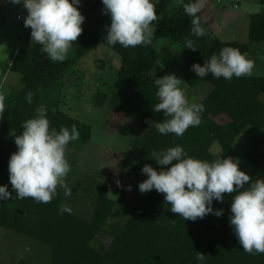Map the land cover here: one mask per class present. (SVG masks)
I'll return each instance as SVG.
<instances>
[{
  "label": "trees",
  "instance_id": "1",
  "mask_svg": "<svg viewBox=\"0 0 264 264\" xmlns=\"http://www.w3.org/2000/svg\"><path fill=\"white\" fill-rule=\"evenodd\" d=\"M177 2L178 8L171 16L153 23L155 30L150 38L153 47L141 44L124 48L119 44H106L110 17L100 16L102 0H81L79 10L85 22L72 56L65 57L63 62H53L41 52L42 46L33 42L30 46L22 45L8 65L6 71L20 76L22 87L8 86L0 93L4 103V111L0 113V186L7 185L12 194L9 200L0 201V228L49 247L51 264H264V254L245 252L234 235L229 217L235 193H225L223 202L213 201L214 209L223 210L222 216L209 214L196 221H184L170 211L164 194L156 190L142 194L138 189L139 183L147 179L141 171L145 164L157 171L169 167L149 159L153 151L180 145L188 156L213 162L231 157L236 141L247 129L260 133L244 153V160L251 166L248 175L252 181L264 179V77L234 76L228 81L222 77L217 79L211 73L200 78L192 71L193 64L203 66L205 60L213 54L219 55L224 47L237 48L254 64L259 63L260 53L254 46L264 43V13L249 16L248 43L242 44L221 40L201 13L206 34L192 35L191 17L183 10V4L191 0ZM186 39H191L197 50L186 49ZM167 41L177 45L178 52L171 45H165ZM100 44L120 58V68L114 87L108 94H99L95 106L108 105L145 129V133L133 141L122 162L117 178V187L121 190L118 197L113 199L107 195L114 189L102 183L90 219L72 212L59 214L63 205L59 189L47 204L32 198H15L16 193L9 183L8 162L17 151L13 134L23 131L21 126L26 120L43 111L50 127L59 131L61 127L71 128L75 124L81 142L91 141L90 126L44 105V101L59 82L63 84L71 68ZM157 66L162 72L153 76ZM173 71L183 74L185 84L191 88L201 84L213 87L200 102L204 105L201 124L190 127L183 136L162 135L146 123L165 119L162 111L152 109L159 102L155 80ZM29 92L32 93L31 103L26 99ZM221 117H227L228 121L220 122ZM215 144L220 147L219 154L211 151ZM121 186L130 190H122ZM249 186L246 184L245 189ZM111 220L124 222L109 225ZM102 236L108 237V245H97ZM198 252L205 255L203 261L195 259Z\"/></svg>",
  "mask_w": 264,
  "mask_h": 264
},
{
  "label": "clouds",
  "instance_id": "2",
  "mask_svg": "<svg viewBox=\"0 0 264 264\" xmlns=\"http://www.w3.org/2000/svg\"><path fill=\"white\" fill-rule=\"evenodd\" d=\"M15 5L22 4L28 15L24 26L31 28V41L40 44L41 52L53 62H63L73 42L82 34L85 17L79 7L81 0H9ZM183 0H181V3ZM206 0H191L183 4L184 13L191 17L190 33L200 37L206 34L199 15ZM103 12L110 17L106 26L107 46L119 44L124 48L150 44L151 28L157 21L155 4L152 0H102ZM185 48L193 51L191 39L185 40ZM254 62L237 48L224 47L219 55L213 54L204 65L193 64L192 71L200 78L213 77L231 81L251 76ZM182 79L175 74L157 78L155 85L159 102L152 109L163 112L161 122L146 121L160 134L169 133L183 136L190 127L201 124L204 111L202 103L189 104L186 92L180 87ZM32 102V93L26 96ZM4 111L3 97H0V113ZM23 131L14 135L17 151L8 162L9 183L15 198H32L47 204L57 195V188L70 197L72 190L65 181L71 165L66 159L67 146L79 139L77 126L61 127L59 131L50 127L47 114L39 111L36 116L22 124ZM158 165L169 166L159 171L145 164L142 174L147 179L139 183L143 193L156 190L164 194V201L170 204V211L185 220L196 221L209 214L217 217L223 210L213 208V201L223 202L225 193H235L231 199L229 217L234 235L243 250L250 254H264V179L252 181L240 169V160L223 158L213 162L202 161L188 156L182 146L176 145L159 152L150 153ZM119 183V182H118ZM250 186L245 189V185ZM130 190V188H129ZM107 195H113L109 192ZM12 198L8 186H0V201ZM59 214H71L69 206L61 205ZM205 255L197 253L195 259L203 261Z\"/></svg>",
  "mask_w": 264,
  "mask_h": 264
},
{
  "label": "rangeland",
  "instance_id": "3",
  "mask_svg": "<svg viewBox=\"0 0 264 264\" xmlns=\"http://www.w3.org/2000/svg\"><path fill=\"white\" fill-rule=\"evenodd\" d=\"M152 2L155 4L157 21L171 16L178 8L177 0ZM5 3L4 10L0 5L1 12L3 11V14L1 13L3 18H0V93L10 86L11 78L17 76L6 71L8 65L12 63L22 45L32 44L31 33L28 34L30 28L24 26L27 10L22 4L15 5L9 0ZM234 6H238V9L235 10ZM103 7L100 16L105 17ZM204 7L206 8L202 9V13L210 12V16L205 18L221 40L245 44L248 43L249 16L264 13V0H209ZM150 28L152 37L155 24ZM145 45L153 47L152 42ZM165 45L170 46L171 42L167 41ZM75 46L74 41L66 57L73 55ZM254 47L255 50H259L260 55L259 63L254 64L251 76L264 77V43ZM171 48L178 52L177 45L172 44ZM119 68L120 58L108 47L100 44L71 68L66 77L67 81L65 78L63 84L62 81L59 82L49 91L44 101V105L63 111L92 129V139L89 143L84 144L78 139L66 149V159L71 168L65 181L71 188L72 195L65 197L64 190L57 188L62 193V204L71 207L72 213L85 219H90L92 215L93 202L102 183L114 189L111 192L113 195H110L113 199L118 197L121 190L117 187V178L122 162L133 141L145 133L143 127L124 118L108 105L102 108L95 106L97 96L110 93L114 87ZM161 72L162 68L157 66L152 75ZM170 74L182 79L180 87L186 92L189 104L200 103L213 90L209 84L191 88L185 84L183 74L178 71ZM16 87L20 89L21 84L18 83ZM218 120L222 123L228 121L227 117ZM255 135L260 137L259 132L247 129L236 141L231 156L234 160L237 158L240 160V169L246 174H250L251 166L244 160V153L252 146ZM211 151L219 154V145L215 144ZM121 189L127 188L121 186ZM123 222L111 220L109 225H121ZM96 243L106 246L109 243L108 237L102 236ZM50 259L49 247L0 228V264H51Z\"/></svg>",
  "mask_w": 264,
  "mask_h": 264
},
{
  "label": "crops",
  "instance_id": "4",
  "mask_svg": "<svg viewBox=\"0 0 264 264\" xmlns=\"http://www.w3.org/2000/svg\"><path fill=\"white\" fill-rule=\"evenodd\" d=\"M5 1H8V0H0V5H1V9H5ZM206 2H209V0H206ZM206 7H204V9H205ZM1 9H0V18L2 19L3 18V16H1V13L3 14V11L1 12ZM207 10V9H206ZM203 11V10H202ZM223 12V11H222ZM201 14L203 15V17L205 18V17H209L210 16V12L208 11L207 13L205 12V14H203L202 12H201ZM19 18V17H18ZM221 18V17H220ZM206 19V18H205ZM208 22V21H207ZM209 23V22H208ZM31 29V28H30ZM79 38H80V36L77 38V40L75 41V44H76V46H77V44H78V40H79ZM76 46H75V48H76ZM10 74H11V72H10ZM13 74V73H12ZM16 75V74H15ZM10 78V76L8 75V79ZM12 80H11V84L13 83V81H14V83H17V85H18V83H19V85L21 84L20 83V80H21V78H20V76H16V77H13V78H11ZM18 81V82H17ZM7 82H8V80H7ZM9 84L10 86L9 87H15V88H17L16 86H15V84ZM21 87H22V85H21ZM19 89V88H18Z\"/></svg>",
  "mask_w": 264,
  "mask_h": 264
},
{
  "label": "built area",
  "instance_id": "5",
  "mask_svg": "<svg viewBox=\"0 0 264 264\" xmlns=\"http://www.w3.org/2000/svg\"><path fill=\"white\" fill-rule=\"evenodd\" d=\"M234 9L237 10L238 9V6H234ZM18 19H20V18H18Z\"/></svg>",
  "mask_w": 264,
  "mask_h": 264
}]
</instances>
